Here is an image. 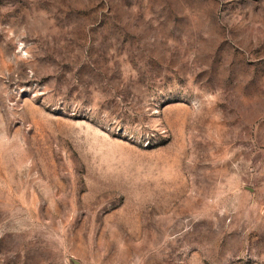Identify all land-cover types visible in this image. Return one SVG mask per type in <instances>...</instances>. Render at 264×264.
I'll use <instances>...</instances> for the list:
<instances>
[{"label": "rangeland", "instance_id": "rangeland-1", "mask_svg": "<svg viewBox=\"0 0 264 264\" xmlns=\"http://www.w3.org/2000/svg\"><path fill=\"white\" fill-rule=\"evenodd\" d=\"M0 264H264V0H0Z\"/></svg>", "mask_w": 264, "mask_h": 264}]
</instances>
